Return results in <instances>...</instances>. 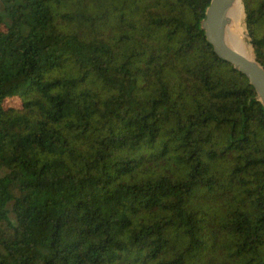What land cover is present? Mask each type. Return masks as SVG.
<instances>
[{
  "label": "trees",
  "instance_id": "1",
  "mask_svg": "<svg viewBox=\"0 0 264 264\" xmlns=\"http://www.w3.org/2000/svg\"><path fill=\"white\" fill-rule=\"evenodd\" d=\"M209 2L0 0V264H264V108Z\"/></svg>",
  "mask_w": 264,
  "mask_h": 264
},
{
  "label": "water",
  "instance_id": "2",
  "mask_svg": "<svg viewBox=\"0 0 264 264\" xmlns=\"http://www.w3.org/2000/svg\"><path fill=\"white\" fill-rule=\"evenodd\" d=\"M235 1L210 0L200 26L214 53L222 60L230 63L234 69L248 79L249 84L255 90L257 100L264 108V67L257 60L255 54L253 58H248L228 46L225 40V30L230 23L228 12ZM246 33L249 36V33Z\"/></svg>",
  "mask_w": 264,
  "mask_h": 264
},
{
  "label": "bare ground",
  "instance_id": "3",
  "mask_svg": "<svg viewBox=\"0 0 264 264\" xmlns=\"http://www.w3.org/2000/svg\"><path fill=\"white\" fill-rule=\"evenodd\" d=\"M241 2V0H236L228 12L230 23L225 30V40L227 45L231 48L237 50L248 58H253L254 53L252 55L251 49L248 46L244 35L242 22L243 7Z\"/></svg>",
  "mask_w": 264,
  "mask_h": 264
},
{
  "label": "rangeland",
  "instance_id": "4",
  "mask_svg": "<svg viewBox=\"0 0 264 264\" xmlns=\"http://www.w3.org/2000/svg\"><path fill=\"white\" fill-rule=\"evenodd\" d=\"M241 1H242V7H243L242 22H243V28H244V35H245L246 41L248 43V46L250 47L252 54H253L254 50H253V45L251 44V37H250V35L248 36V34L246 33V32H248V30L246 27L244 4H243V0H241ZM2 105L4 108H9V107L20 108L22 105V101H21V98L19 96H10V97H7L4 99Z\"/></svg>",
  "mask_w": 264,
  "mask_h": 264
}]
</instances>
